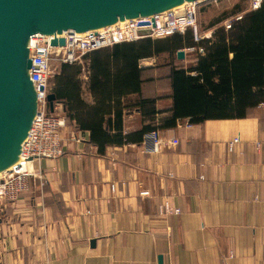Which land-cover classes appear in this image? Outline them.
<instances>
[{
  "label": "crops",
  "instance_id": "crops-1",
  "mask_svg": "<svg viewBox=\"0 0 264 264\" xmlns=\"http://www.w3.org/2000/svg\"><path fill=\"white\" fill-rule=\"evenodd\" d=\"M171 62L187 67L195 55L139 60L143 98L170 94ZM84 65L79 102L89 118L99 114L102 131L115 133L105 125L111 96L89 90ZM138 99H122L124 135L146 125ZM159 131L179 145L143 153L148 131L141 141L100 151L89 130L67 121L64 155L39 163L45 185L32 180L29 192L0 212V264H264V106L243 119L191 127L181 120ZM165 203L180 215L160 214Z\"/></svg>",
  "mask_w": 264,
  "mask_h": 264
},
{
  "label": "trees",
  "instance_id": "trees-1",
  "mask_svg": "<svg viewBox=\"0 0 264 264\" xmlns=\"http://www.w3.org/2000/svg\"><path fill=\"white\" fill-rule=\"evenodd\" d=\"M223 19L211 25V29L217 27L210 38L199 42L188 30L164 39H144L94 51L86 54L79 66L63 64L51 93L56 97L55 103L63 108L66 125L67 121H75L80 129L89 130L92 142L103 151L106 145L139 141L145 132L175 127L181 120L200 125L207 120L248 117L251 110L264 104V1L228 31L218 26ZM184 48H203L204 53L193 52L195 62L187 67L169 63L170 94L165 98L171 103L169 108L158 109L157 103L165 98H143L146 69L139 66V60L159 58L162 54H176L178 58V51ZM85 63L89 90L109 92L111 96L110 117L105 125L115 133L102 131L96 118L99 114L89 118L90 113H85V105L79 102L77 93L82 90V82L78 76ZM130 95L139 96L136 107L146 125L141 133L124 135L122 99Z\"/></svg>",
  "mask_w": 264,
  "mask_h": 264
},
{
  "label": "built area",
  "instance_id": "built-area-1",
  "mask_svg": "<svg viewBox=\"0 0 264 264\" xmlns=\"http://www.w3.org/2000/svg\"><path fill=\"white\" fill-rule=\"evenodd\" d=\"M263 1L250 0V11L259 9ZM200 2L201 0L185 2L181 8H173L148 17L119 21L111 26L84 33L70 30L62 34L30 36L28 48L32 67L29 76L36 91L37 110L27 137L22 143L18 162L8 170L0 172V212L4 205L14 204L22 195L28 193L32 180H37L44 186L47 178L39 163L43 160L56 161L65 153L62 132L66 128V117L60 104L54 103V110L51 112L48 101V96L51 94L50 79L60 72L61 66L81 63L82 57L86 54L112 48L118 44L144 39H164L174 34H185L188 30L193 32L195 41L199 42L207 38L200 36L198 32L197 17ZM242 18L243 16H236L226 21L224 29L230 30ZM61 39L64 40V45H60ZM55 40L58 44L54 46L52 42ZM183 51L204 53L203 48L197 50L187 48ZM191 125L188 122V126ZM239 142V137L234 139L229 145V150L233 151ZM178 145L177 139L166 140L159 130H153L143 137L139 148L146 154H160L165 147ZM260 148L261 144H257V149ZM180 213V209L172 208L168 203L160 207L162 215H180Z\"/></svg>",
  "mask_w": 264,
  "mask_h": 264
},
{
  "label": "water",
  "instance_id": "water-1",
  "mask_svg": "<svg viewBox=\"0 0 264 264\" xmlns=\"http://www.w3.org/2000/svg\"><path fill=\"white\" fill-rule=\"evenodd\" d=\"M195 1L199 0H0V172L18 162L37 110L29 76L30 36L84 33ZM59 42L64 45V40ZM177 56L183 60L185 52ZM48 101L53 112L55 95L49 94Z\"/></svg>",
  "mask_w": 264,
  "mask_h": 264
},
{
  "label": "rangeland",
  "instance_id": "rangeland-1",
  "mask_svg": "<svg viewBox=\"0 0 264 264\" xmlns=\"http://www.w3.org/2000/svg\"><path fill=\"white\" fill-rule=\"evenodd\" d=\"M238 6L240 8H237ZM198 9V32L200 36H204L205 34L215 30L217 26L213 27L212 29L210 27L217 20L225 18L222 22L218 23L219 27H224L226 21L230 20L231 18L236 16H244L245 14L249 13L250 0H201ZM55 76L56 75H53L50 79L51 89L53 88Z\"/></svg>",
  "mask_w": 264,
  "mask_h": 264
},
{
  "label": "bare ground",
  "instance_id": "bare-ground-1",
  "mask_svg": "<svg viewBox=\"0 0 264 264\" xmlns=\"http://www.w3.org/2000/svg\"><path fill=\"white\" fill-rule=\"evenodd\" d=\"M183 4H184V3H183ZM183 4H182V5H183ZM182 5H180V7L178 6V8H181V7H182ZM176 8H177V7H176ZM174 9H175V8H174ZM8 169H9V168H8ZM8 169H6V170H8ZM6 170H4V171H6ZM2 172H3V171H2Z\"/></svg>",
  "mask_w": 264,
  "mask_h": 264
}]
</instances>
